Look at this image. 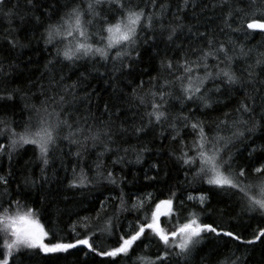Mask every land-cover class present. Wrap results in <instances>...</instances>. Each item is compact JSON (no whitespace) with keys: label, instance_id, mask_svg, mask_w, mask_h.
<instances>
[{"label":"snow or ice","instance_id":"obj_1","mask_svg":"<svg viewBox=\"0 0 264 264\" xmlns=\"http://www.w3.org/2000/svg\"><path fill=\"white\" fill-rule=\"evenodd\" d=\"M7 4L8 0H0V15L11 20L19 14V6L7 8ZM47 4L42 15L49 18L55 16L54 20L44 24L39 16L32 17L44 28L41 40L45 47L50 45L53 49L46 68H54L65 62L74 66L99 58L103 64L111 66L110 75L115 79L117 73L123 74L125 69L132 67V62L141 59L139 49L142 46L156 45L158 40L175 44L179 39L178 32L187 29L194 43L186 49L176 45L179 53L172 56L168 55L170 49L162 54L157 53V75L149 79L147 90L143 80L131 90L129 100L138 109L134 119L140 120L139 124H133V133L140 137L141 134L147 135L156 128L165 129L167 126L169 135L165 137L164 131L158 135L180 146L178 155L169 153V156L178 162L181 169H185L184 176L189 185H207L208 192L238 193L245 202L246 213L258 212L264 216V145H257L255 139H250L257 129L264 127V96L256 87L259 83L264 88V81L258 79L256 71L257 68L264 71V53H258L254 63L249 64L245 71H238L235 62L251 59L253 49L245 48L231 38L233 33L264 35V0H216L211 7L220 9L218 18L222 25L219 35L226 36L224 40L212 32H200L198 29L193 32L191 27L182 23L180 12L195 6L190 0L177 3L176 12L171 13L175 23L166 20L170 8L166 0H72L71 4H65L62 8L60 0H47ZM27 6L35 9L37 0H27ZM233 24L238 27H233ZM7 43L13 49L24 47L16 39H9ZM3 71L0 67V73ZM49 73L51 75V69ZM81 76L87 79L83 73ZM63 80V76L58 81L52 76L49 94L41 92L45 98L40 100L39 106L25 105L32 113L25 123L13 127L9 121L0 120V136L9 141L7 145L0 144V155L6 156L11 164L19 149L32 145L42 165L39 180L24 175L15 183V187L10 186V182H15L11 168L0 175V264H17V261L24 264L23 258L34 254L47 257L68 254L74 249L82 251L85 257L94 254L107 258L106 264H112L117 257L130 258L134 246L155 248L154 258L139 256L138 264H180L181 261L190 264L192 253L208 235L218 239L228 238L229 242L244 245L264 243V228H259L253 238L242 239L241 235L225 230L215 221L203 222V215L207 212L204 206L209 199L204 192L198 196H186L187 201L199 205L200 211L187 208L185 201L179 199L171 186L168 188L169 195L163 199L154 198L152 192L126 197L121 185L128 181L104 169L99 158L106 153H116L117 159L112 163L122 164L130 149L111 146L117 143L113 138L115 133L111 120L102 129L94 130L87 118L82 124L67 111L69 101L66 98L72 96L75 99L78 85H64ZM246 86L253 91L243 93L244 99L234 109L235 116L225 112L223 119L208 123L195 115L198 110L202 115H207L204 110H216L214 106L220 101L215 97L222 91L231 96L233 89ZM52 87L62 91L53 93ZM0 91L5 93L0 95V101H12L19 89ZM177 104L181 112L174 114L173 109ZM191 104H196V108H185ZM104 109L108 112V105H104ZM139 109H143V112L140 113ZM257 109L259 120L256 119ZM185 111L188 114H184ZM118 131L125 133L127 130L121 127ZM188 135L193 137L191 142L184 139ZM61 142L75 145L77 151L69 154L77 158L88 151L89 145L93 149H103L98 153L95 176L90 178L83 168L79 172L72 168V179L67 185L69 189L94 187L101 182L119 189V195L105 197L100 202L94 216H83L76 222H70L68 228L74 239H63L50 232L41 222L40 210L27 202L31 192L26 189L38 185L43 187L40 182L46 184L51 179L46 174L50 156L60 150ZM131 151L136 155V163H142L144 153L150 149L144 146ZM245 153L247 167L238 162ZM150 168L160 171L156 163L151 164ZM145 179L156 181V176L145 175ZM109 200L116 202L111 214H108ZM125 213L131 214L133 219L121 232L118 225L121 215ZM102 237L112 238L115 246L101 250ZM239 259L229 257L223 264H237Z\"/></svg>","mask_w":264,"mask_h":264},{"label":"trees","instance_id":"obj_2","mask_svg":"<svg viewBox=\"0 0 264 264\" xmlns=\"http://www.w3.org/2000/svg\"><path fill=\"white\" fill-rule=\"evenodd\" d=\"M166 2L170 5L166 20L175 23L171 13L176 12L177 3L180 0H166ZM190 2L194 3L195 6L180 12L182 23L191 27L193 32L198 29L200 32H212L219 35L222 21L218 17L221 12L219 8L213 9L211 7L216 3V0H190ZM71 3L72 0H60L61 8L63 5ZM17 5L19 6L17 9L19 14L13 16L11 20L0 15V67L4 69L0 73V90L6 89L11 92L13 89H19V92L14 93L12 101H0V120L9 121L13 127L25 123L32 115L25 105L35 104L39 106L40 100L45 98L41 92L49 94L51 77L54 76L55 81H58L60 76H63L62 83L64 85L73 83L78 85L75 89V99L72 96L66 98L69 101L66 105L67 111L72 113L75 119H79L82 124L87 118L94 130L102 129L104 124L111 120L115 133L113 138L117 141L111 146L130 149L125 162L122 164L114 165L112 163L113 160L117 159L116 153H106L99 158L104 169L110 170L114 175L124 177L128 181L127 184L121 185L126 197L130 194L139 193L143 195L146 192H152L154 198L163 199L169 195L168 188L171 186L177 192L179 199L185 201L187 208L200 211L199 205L187 201L186 196H198L204 192L209 199L204 206L207 212L203 215V222L213 223L215 221L225 230L234 231L241 235L242 239H251L259 228H264V216L258 212L246 213L244 211L245 202L238 193L219 190L208 192L207 185L199 183L189 185L184 176L185 169H181L178 162L169 156V153L178 155L180 146L170 139L161 138L158 135L164 131L165 137H167L169 135L166 130L167 126L165 129L156 128L154 132L147 135L141 134L140 137L133 133V124H139L140 120L134 119V114L137 113L138 109L136 104L129 100L131 90L137 87L140 80L145 81V90H147V82L151 77L157 75L159 66L157 53L162 54L170 49L168 55L172 56L179 53L176 45L186 49L191 43H194L187 29L182 33L178 32L179 39L176 40L175 44H166L158 40L156 45L142 46L139 49L141 59L132 62L131 68L125 69L123 74L117 73L113 79L110 75L111 66L103 64L99 58L96 61L80 62L74 66L67 65L65 62L64 64H57L54 68L52 66L46 68L48 60L52 58L53 49L50 45L45 47L41 40V33H43L44 28L41 24L36 23L32 17L39 16L41 21L46 24L54 20L55 16L49 18L42 15L43 10L48 7L47 0H37L35 9H29L27 0H8L7 8H15ZM48 11L51 12L52 10L48 9ZM233 27H238V25L233 24ZM10 30L13 31L9 34ZM219 38L224 40L227 37L219 35ZM231 38L238 44H243L245 48L253 49L251 59L235 62L238 71H245L249 64L254 63L258 53H264V35L244 36L233 33ZM9 39L18 40L24 47L11 48L7 43ZM49 69H51V75ZM256 71L258 79L264 81V71H261L260 68H257ZM81 73L87 79H84ZM55 81H52V84H55ZM256 87L264 96V88H261L259 83ZM57 91H62V89L51 88V92ZM245 91L252 92L253 90L250 86L237 87L232 90L231 96L222 91L215 97L220 101L218 105L214 106L216 110H204L207 115H202L201 111L198 110L195 115L208 123L223 119L225 112L235 116L234 109L238 107L239 101L244 99L243 93ZM3 94L5 93L0 91V95ZM253 94L255 95V93ZM104 105H108V112H105ZM187 107L196 108V104L185 106L186 109ZM139 112L142 113L143 109H139ZM180 112V106L177 104L173 113L179 114ZM184 114H188L187 111ZM256 119H260L259 109H257ZM121 127L127 131L120 133L118 129ZM19 130L20 128L17 127V131ZM121 137L123 138L121 139ZM184 139L191 142L193 137L188 135ZM250 139H255L257 145H264V127L257 129ZM8 143L7 139L0 136V144L7 145ZM144 146H147L150 151L144 153L142 163H136V155L131 149L139 150ZM59 149L54 156H50L51 162L46 174L51 179L46 184L41 181L43 187L38 185L26 189V191L31 192V198L27 202L40 210L42 213L41 222L50 232H55L63 239H74L75 237L72 236L68 228L70 222H76L83 216H94L99 210L100 202L105 197L119 195V189H113L111 185L105 186L103 182L94 187L69 189L67 185L72 179V168H76L77 172L83 168L90 178L95 176L98 153L103 149L100 147L93 149L89 145L88 151L80 158L69 154L77 151L75 145L61 142ZM119 155L124 154L119 153ZM246 157L247 153L238 159V162L245 164V167H247ZM153 163L160 166L159 172L150 168ZM41 167L38 152L32 145H25L19 149L14 154L11 164H9L6 156L0 155V175L6 174L11 168L15 177V182H10L11 187H15V183L19 182L24 175H31L34 179L39 180ZM145 175L156 176V181L146 180ZM244 182L247 183L248 181ZM108 205V214H111L116 207V202L109 200ZM132 219L133 216L129 213L121 215L118 230L125 231L127 222ZM102 240L101 250L115 246L112 238L102 237ZM154 251V246H149L147 249L143 246H134L130 258L117 257L112 264H138L137 257L154 258ZM229 257L232 259L239 257L237 264H264V243L257 242L254 245H244L234 241L229 242L228 238L218 239L208 235L199 248L192 253L190 264H223ZM23 259L24 264H106L107 261V258L97 257L94 254L85 257L79 249L71 250L68 254L61 253L47 257L42 254H34ZM17 264L20 262L17 261ZM180 264H184V262L181 261Z\"/></svg>","mask_w":264,"mask_h":264}]
</instances>
